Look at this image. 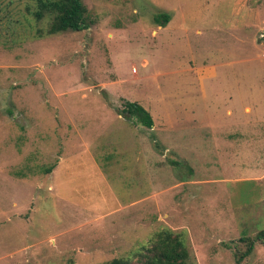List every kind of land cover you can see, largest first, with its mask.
<instances>
[{
	"label": "rangeland",
	"instance_id": "rangeland-1",
	"mask_svg": "<svg viewBox=\"0 0 264 264\" xmlns=\"http://www.w3.org/2000/svg\"><path fill=\"white\" fill-rule=\"evenodd\" d=\"M84 3L89 28L48 34L0 0V264L136 262L162 228L190 264L243 238L264 264V0Z\"/></svg>",
	"mask_w": 264,
	"mask_h": 264
},
{
	"label": "trees",
	"instance_id": "trees-1",
	"mask_svg": "<svg viewBox=\"0 0 264 264\" xmlns=\"http://www.w3.org/2000/svg\"><path fill=\"white\" fill-rule=\"evenodd\" d=\"M31 11L38 21L50 19L48 34L69 30L81 31L90 27L88 8L84 0H35L34 9ZM154 18L158 25L164 26L171 20V13L160 12ZM121 112L128 113L127 119L136 125L151 127L154 124L151 113L139 102L127 101ZM258 238H264V230L260 231ZM242 240L247 244V249L236 251V264H246L245 258L255 247V238ZM137 254L136 262H132L128 257H117L101 264H190V250L183 233L170 228L157 231L150 245L143 247Z\"/></svg>",
	"mask_w": 264,
	"mask_h": 264
}]
</instances>
